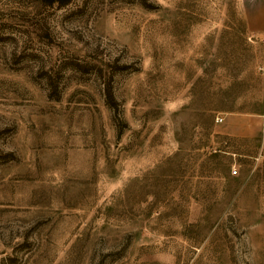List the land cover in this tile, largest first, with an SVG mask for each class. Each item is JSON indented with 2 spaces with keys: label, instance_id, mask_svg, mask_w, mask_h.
<instances>
[{
  "label": "rangeland",
  "instance_id": "374dc122",
  "mask_svg": "<svg viewBox=\"0 0 264 264\" xmlns=\"http://www.w3.org/2000/svg\"><path fill=\"white\" fill-rule=\"evenodd\" d=\"M263 19L0 0V264H264Z\"/></svg>",
  "mask_w": 264,
  "mask_h": 264
},
{
  "label": "built area",
  "instance_id": "2783aa9c",
  "mask_svg": "<svg viewBox=\"0 0 264 264\" xmlns=\"http://www.w3.org/2000/svg\"><path fill=\"white\" fill-rule=\"evenodd\" d=\"M216 122H222L223 121V118L222 117H219V118H216L215 119ZM237 170L235 168L232 169V173H236Z\"/></svg>",
  "mask_w": 264,
  "mask_h": 264
},
{
  "label": "crops",
  "instance_id": "0c3cea01",
  "mask_svg": "<svg viewBox=\"0 0 264 264\" xmlns=\"http://www.w3.org/2000/svg\"><path fill=\"white\" fill-rule=\"evenodd\" d=\"M259 23H261V25H262L261 29H264V19L262 21H260Z\"/></svg>",
  "mask_w": 264,
  "mask_h": 264
}]
</instances>
